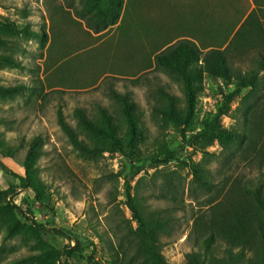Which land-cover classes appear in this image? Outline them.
I'll return each instance as SVG.
<instances>
[{"label":"rangeland","instance_id":"rangeland-1","mask_svg":"<svg viewBox=\"0 0 264 264\" xmlns=\"http://www.w3.org/2000/svg\"><path fill=\"white\" fill-rule=\"evenodd\" d=\"M84 5L85 0H0V32L18 44L0 47V54L10 52L21 64H0V87L23 86L19 95L0 98V160L17 173L29 144L37 137L42 144L32 160L31 187L23 189L17 178L0 170V191L16 190L7 198L0 194V208L13 203L48 230L46 241L39 242L30 221L23 218L18 225V213L0 211L15 226L8 233L0 217V264L77 242L83 250L62 261L151 264L141 255L127 181L144 217L165 222L157 249L167 264H187L188 254L201 264H210L212 257L226 260L229 251L240 256L242 247L231 249L223 240L207 250V236L195 222L199 216L209 219L207 203L214 196L224 200L235 190L251 199L256 188L264 191V129L259 127L264 51L259 46L245 54L230 51V81L204 75L193 116L181 127L185 135L173 119L156 112L166 106L163 89L183 115L185 93L181 79L158 66L155 57L182 39L195 42L202 54L224 42L225 49L255 8L252 0H125L116 24L99 29L89 24ZM1 23L14 25L8 29ZM25 25L43 39L17 36L14 28ZM257 69L260 87L236 91L238 77ZM112 92L129 94L137 105L134 138ZM101 107L118 120L121 151L81 155L59 126L58 110L77 128L76 108L99 118ZM220 107L224 114L215 128L231 133L229 139L214 137L213 129L205 133V121ZM135 167L143 170L131 178ZM256 255L255 247L246 246L238 264H262L264 257Z\"/></svg>","mask_w":264,"mask_h":264},{"label":"trees","instance_id":"trees-1","mask_svg":"<svg viewBox=\"0 0 264 264\" xmlns=\"http://www.w3.org/2000/svg\"><path fill=\"white\" fill-rule=\"evenodd\" d=\"M125 0H85L84 10L90 14L89 24L96 26L97 29L105 28L108 25H115L119 19ZM255 8L244 19L239 29L234 33L231 41L225 49H221L217 45L202 54L198 45L189 39L179 40L177 43L168 46L165 50L158 53L155 57V62L170 74H174L181 79L184 85L185 93V110L182 115L178 110L175 98L160 89L161 94L165 97L166 106L157 108L156 112L173 119L176 126L185 135V131L181 128L187 125L190 118L193 116L195 108V97L198 93V84L202 81L204 75L212 78H220L224 81H230L234 76L230 65V51H237L245 54L250 49L259 46L264 51V15L261 11L264 10V0H252ZM259 8L258 10H256ZM4 28H12L13 23H1ZM17 36L25 33L27 36L43 39L41 33H35L29 30L25 25L21 28H14ZM227 42V41H226ZM18 44L11 36H6L0 32V47L11 49L16 48ZM259 48V49H260ZM202 55V57H201ZM260 65L264 66V54H260ZM232 58V57H231ZM0 64L11 68H20L21 64L14 58L10 52L0 54ZM260 69L251 70L245 76H240L237 79L236 91L260 87ZM23 91V86L0 87V98H13L14 95H19ZM121 106L124 117L129 126L130 137L134 138L138 133V119L135 116L137 105L133 102L129 94H119L112 92ZM224 114V110L220 107L217 113L211 119H207L204 123L205 133L211 134L219 138H231V133H225L222 130L215 128L219 118ZM99 118L90 117L82 108H76L75 116L78 126L74 128L63 114L61 108L58 110V124L68 138L71 145L81 155L93 157L104 153H113L121 151V140L119 137L118 120L114 118L106 109H99ZM263 120V119H262ZM264 129V121L261 122ZM237 137V135H234ZM239 137V135H238ZM41 138L37 137L33 140L25 153L24 159L19 162V172H12L9 167L0 160V170L17 178L23 189H27L33 185L35 170L32 169V160L40 153ZM254 148V147H253ZM256 150V148H254ZM10 156L14 159V153L10 152ZM143 168H132L130 177L137 176ZM128 190L127 204L133 213V218L138 223L137 233L142 240L141 255L146 262L151 264H167L164 257L157 249L158 232L163 229L165 222L160 219H147L144 217L135 196L130 190L129 181H127ZM16 190L11 186L9 189L0 191L5 198L15 195ZM235 190L227 195L224 200H220V196H214L208 201V209L212 212L208 220L204 216H199L195 222V227L202 228V234L206 235L204 244L207 250L213 246L218 240H223L231 249L242 247L240 256H233L232 251L226 260H217L212 257L210 264H238L242 253H245L246 246L255 247V253L264 257V191L262 188H256L253 191L251 199L237 194ZM10 210L15 217L17 213L21 217H17V224L21 225V219L30 221L29 230L32 236L39 242H45L48 230L44 225L36 222L30 213L23 211L21 207L11 203L0 211ZM29 215V216H28ZM3 220H6L8 233L15 231L14 223L11 219L0 214ZM31 217V218H30ZM83 247L80 243L75 246L65 247L63 249L43 250L38 254L29 255L27 257L14 260L8 264H69L61 260L62 256H73L77 252H81ZM242 262V261H241ZM259 261H249L248 264H259ZM187 264H201L194 254L187 255ZM244 264V263H243ZM247 264V263H246ZM264 264V261L263 263Z\"/></svg>","mask_w":264,"mask_h":264}]
</instances>
